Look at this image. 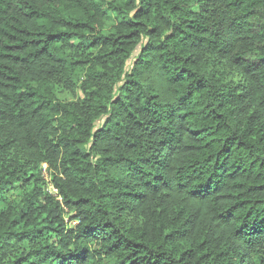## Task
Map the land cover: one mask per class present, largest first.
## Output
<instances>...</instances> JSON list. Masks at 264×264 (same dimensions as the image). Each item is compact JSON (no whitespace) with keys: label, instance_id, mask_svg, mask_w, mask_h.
<instances>
[{"label":"trees","instance_id":"16d2710c","mask_svg":"<svg viewBox=\"0 0 264 264\" xmlns=\"http://www.w3.org/2000/svg\"><path fill=\"white\" fill-rule=\"evenodd\" d=\"M0 264H264V0H0Z\"/></svg>","mask_w":264,"mask_h":264},{"label":"built area","instance_id":"2783aa9c","mask_svg":"<svg viewBox=\"0 0 264 264\" xmlns=\"http://www.w3.org/2000/svg\"><path fill=\"white\" fill-rule=\"evenodd\" d=\"M42 169H43V173H44V175L46 177L45 167L43 166Z\"/></svg>","mask_w":264,"mask_h":264}]
</instances>
